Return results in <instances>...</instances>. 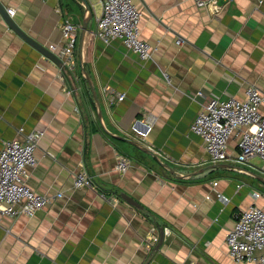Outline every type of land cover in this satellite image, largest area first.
<instances>
[{
	"label": "crops",
	"instance_id": "crops-1",
	"mask_svg": "<svg viewBox=\"0 0 264 264\" xmlns=\"http://www.w3.org/2000/svg\"><path fill=\"white\" fill-rule=\"evenodd\" d=\"M0 1L45 45L63 42L66 18L80 38L88 16L83 0ZM89 2L83 64L97 97L79 41V64L66 72L0 12V150L6 139L42 129L27 183L53 195L32 216L0 217V264H256L235 260L226 236L244 208L264 204L254 195L264 193V162L235 161V135L230 158L212 161L190 127L213 96L243 99L250 84L262 90L264 114V0H218L217 13L196 0H134L141 36L153 47L144 61L120 38L94 35L102 5ZM148 116L152 129L137 136L132 123ZM118 154L130 159L125 172ZM82 168L92 185L74 184ZM165 227L171 233L161 238ZM153 232L160 238L148 247Z\"/></svg>",
	"mask_w": 264,
	"mask_h": 264
},
{
	"label": "built area",
	"instance_id": "built-area-1",
	"mask_svg": "<svg viewBox=\"0 0 264 264\" xmlns=\"http://www.w3.org/2000/svg\"><path fill=\"white\" fill-rule=\"evenodd\" d=\"M196 1L198 5L210 7L213 13L220 12L223 8V4L218 0ZM100 2L102 10L96 18L94 35L106 43L120 38L143 61L151 57L153 47L141 36L142 12L134 0ZM7 10L13 15L15 7L8 6ZM61 31L63 42H52L48 46L62 59L66 72L71 73L79 64L78 25L66 18L61 23ZM124 96L125 93H119L118 98L123 99ZM262 101V90L255 84H250L246 88L245 98L232 96L222 99L215 95L198 112L190 128L202 137L204 147L212 161L230 158L229 141L235 135L237 136V152L233 157L235 161L248 163L256 156L264 162V114L260 110ZM152 126L153 117L148 116L146 119H136L132 123V130L137 136L147 137ZM43 134L42 129H33L23 138L16 137L4 141L0 150V217L3 214L32 216L53 200V195L37 191L27 183L30 167L38 162L36 148ZM129 166L130 159L118 154L117 169L125 172ZM217 182L214 181V184ZM74 184L92 185L93 176L86 168H82L76 172ZM61 194L57 193L58 196ZM254 195L260 197L264 193L255 191ZM217 197L225 203L229 200L228 196L219 191ZM164 232L171 233V229L165 227ZM159 238L157 232L147 235L146 246H153ZM226 240L228 251L235 260L264 264V204L253 203L244 208L234 226L228 231ZM258 249L262 250V253L257 256Z\"/></svg>",
	"mask_w": 264,
	"mask_h": 264
},
{
	"label": "water",
	"instance_id": "water-1",
	"mask_svg": "<svg viewBox=\"0 0 264 264\" xmlns=\"http://www.w3.org/2000/svg\"><path fill=\"white\" fill-rule=\"evenodd\" d=\"M86 10L88 11V16L84 18L82 27H81V33H80V38H79V60H80V66L82 68V70L84 71L86 77L89 79L90 81V77L88 75V73L85 71L84 69V64H83V46H84V39H85V34L86 31L88 29V27H91L90 25V19L92 17L93 14V9L92 6L89 2V0H83ZM0 12L2 13L6 23L12 28L14 29L18 34H20L22 37H24V39H26L27 41H29L31 44H33L35 47H37L40 51H42L44 54H46L48 57H50L51 59H53L58 65L63 67V61L62 59L54 52L52 51L48 45L43 44L42 42H40L39 40H37L36 38H34L33 36H31L29 33H27L14 19V17L8 12L7 7L0 1ZM90 85L91 88L93 89L95 96L97 97V93L95 91L94 85L92 84V82L90 81ZM123 196L130 201L131 203L138 205V201L136 199H134L131 195L127 194V193H123ZM162 235L161 238H163V234H164V228H162Z\"/></svg>",
	"mask_w": 264,
	"mask_h": 264
}]
</instances>
